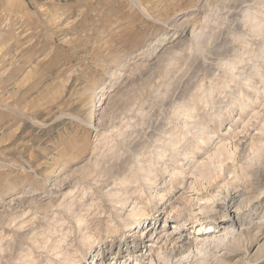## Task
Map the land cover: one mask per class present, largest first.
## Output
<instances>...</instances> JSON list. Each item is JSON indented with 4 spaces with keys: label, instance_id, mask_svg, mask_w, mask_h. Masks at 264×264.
Returning <instances> with one entry per match:
<instances>
[{
    "label": "rangeland",
    "instance_id": "1",
    "mask_svg": "<svg viewBox=\"0 0 264 264\" xmlns=\"http://www.w3.org/2000/svg\"><path fill=\"white\" fill-rule=\"evenodd\" d=\"M0 264H264V0H0Z\"/></svg>",
    "mask_w": 264,
    "mask_h": 264
},
{
    "label": "bare ground",
    "instance_id": "2",
    "mask_svg": "<svg viewBox=\"0 0 264 264\" xmlns=\"http://www.w3.org/2000/svg\"><path fill=\"white\" fill-rule=\"evenodd\" d=\"M238 215H239V213H238ZM224 217H228L231 221H232V223H234L235 222V220H238V216H234V214H233V212H230V210L228 209V210H226V214L224 215ZM235 217H237V218H235ZM197 218V217H196ZM200 219H197V221H199ZM136 222H140V224H139V226H141V218H138L137 219V221ZM136 227H137V225H136ZM135 227V228H136ZM212 227L213 226H211L210 225V228L208 229V231H210L211 229H212ZM141 228V227H140ZM215 230V229H214ZM153 233H157V231H156V229H154V231H153ZM151 239V238H150Z\"/></svg>",
    "mask_w": 264,
    "mask_h": 264
}]
</instances>
